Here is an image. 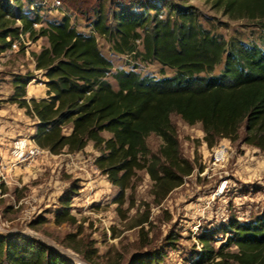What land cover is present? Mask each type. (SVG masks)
<instances>
[{"label": "trees", "instance_id": "1", "mask_svg": "<svg viewBox=\"0 0 264 264\" xmlns=\"http://www.w3.org/2000/svg\"><path fill=\"white\" fill-rule=\"evenodd\" d=\"M97 1L92 8V32L84 34L68 15L42 24L37 11L31 15L24 8L31 0H0L1 50L11 49L22 37L47 40L32 53L34 69L44 77L46 96L27 98L32 75L26 73L13 75V93L8 98L36 121L32 140L38 147L51 154L75 153L91 142L98 152L96 168L118 188L114 202L122 217L126 191L133 189L138 170L147 172L159 203L194 169V162L181 155L172 113L189 125L199 123L209 148L222 138L235 142L242 127L241 142L264 151V46L235 37L226 41L205 28L191 6L173 0L140 1L136 8L131 1L110 11ZM213 2L232 17L264 22V0ZM76 3L81 5V0H67L75 10ZM94 33L105 38L111 52L156 61L173 74L156 78L123 68L113 71ZM218 64L222 67L216 73ZM150 134L161 138L156 152L147 146ZM62 204L55 222L75 224L65 200ZM146 222L147 214L138 225ZM218 231L227 238L216 248ZM198 242L200 251L190 264H264V212L203 232ZM232 246L235 251L229 249ZM145 256L128 264L160 261L163 255ZM0 264L72 263L40 242L13 234L0 235Z\"/></svg>", "mask_w": 264, "mask_h": 264}, {"label": "rangeland", "instance_id": "2", "mask_svg": "<svg viewBox=\"0 0 264 264\" xmlns=\"http://www.w3.org/2000/svg\"><path fill=\"white\" fill-rule=\"evenodd\" d=\"M31 1L24 8L30 14L37 11L42 24L68 15L77 31L92 32V8L97 0H81V5H74L77 10L67 0ZM131 1L136 8L145 0H99V3L110 11ZM173 1L191 6L198 21L226 41L235 37L244 43L264 46L263 21L232 17L213 0ZM94 35L100 51L112 61L113 71L123 68L156 78L173 74L171 68L156 61L143 62L131 55L111 52L105 38ZM45 45V37L36 41L22 37L20 42L16 41V47L0 49V235L33 239L72 264H128L136 257L155 252L162 253V259L148 264H190L200 251L201 233L219 229L232 219L245 222L264 212V151L241 142L242 127L235 142L222 138L209 148L202 140L201 125H189L175 113L170 118L181 155L194 162V169L159 203L154 200L153 182L147 172L138 170L133 189L126 191L127 200L121 208L124 217L114 202L118 188L96 168L94 158L98 152L91 142L80 152L51 154L43 149L26 164L14 163L13 141L19 137L32 140L36 121L23 108L8 101L13 93L11 81L15 74H31L27 98L43 93L44 77L34 69L32 53ZM221 67L222 64L216 65L215 72ZM107 78L115 87L111 75ZM146 143L156 152L162 141L150 134ZM219 144L228 150L224 160L213 164V151ZM220 185H225L223 192L218 189ZM64 200L69 213L77 219L75 224L55 222V214L64 206ZM146 214L148 222L138 225ZM226 238L227 234L218 231L215 247L225 243ZM229 249L236 250L233 246Z\"/></svg>", "mask_w": 264, "mask_h": 264}, {"label": "built area", "instance_id": "3", "mask_svg": "<svg viewBox=\"0 0 264 264\" xmlns=\"http://www.w3.org/2000/svg\"><path fill=\"white\" fill-rule=\"evenodd\" d=\"M57 4H60V2L58 1ZM12 46L16 47V42H14ZM218 146L219 147L213 151V164L224 160L228 150L225 145L219 144ZM41 152H43V149L33 143L30 138L19 137L15 139L11 145V158L13 162L17 164H26L28 161L35 159ZM224 187L225 185H220L218 189L223 192Z\"/></svg>", "mask_w": 264, "mask_h": 264}, {"label": "crops", "instance_id": "4", "mask_svg": "<svg viewBox=\"0 0 264 264\" xmlns=\"http://www.w3.org/2000/svg\"><path fill=\"white\" fill-rule=\"evenodd\" d=\"M39 51V50H38ZM36 51V52H38ZM46 96V88L43 89V93L40 94V96L36 97V96H33V98H42V97H45Z\"/></svg>", "mask_w": 264, "mask_h": 264}]
</instances>
